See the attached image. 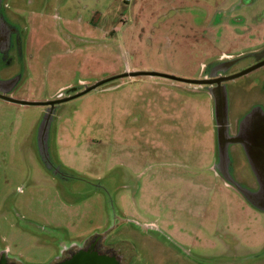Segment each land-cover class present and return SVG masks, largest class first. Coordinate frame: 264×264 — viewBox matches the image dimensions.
<instances>
[{
	"label": "rangeland",
	"instance_id": "374dc122",
	"mask_svg": "<svg viewBox=\"0 0 264 264\" xmlns=\"http://www.w3.org/2000/svg\"><path fill=\"white\" fill-rule=\"evenodd\" d=\"M5 2L34 57L14 92L28 102L131 71L196 80L221 56L264 44V0ZM259 72L227 84L232 135L254 104L264 111L251 85ZM213 110L205 88L150 76L59 104L47 120L49 154L70 176L60 180L38 157L43 107L0 100V252L51 264L101 233L121 264H264V212L214 170ZM229 152L236 181L255 190L241 147Z\"/></svg>",
	"mask_w": 264,
	"mask_h": 264
},
{
	"label": "water",
	"instance_id": "95a60500",
	"mask_svg": "<svg viewBox=\"0 0 264 264\" xmlns=\"http://www.w3.org/2000/svg\"><path fill=\"white\" fill-rule=\"evenodd\" d=\"M264 65L257 64L246 70H243L233 76L223 77L219 79H182L172 75L160 74L157 72L131 71L121 75L101 80L93 85L84 86L82 90L70 89L67 92H74L73 95L60 97L55 100L44 102H28L13 99L4 94H0V98L18 105L23 106H40L54 107L56 105L71 101L83 96L109 82L123 78H135L140 76L160 77L170 81L187 84L195 87H207L214 104V119L216 125L217 136V162L214 166L215 172L222 178L227 186L233 187L253 208L264 212V111L260 106H254L239 121L238 129L235 135L228 134V103L225 88L222 82L234 80L244 76ZM48 115L41 125L40 132L44 130V123L48 121ZM49 122V121H48ZM47 122L46 125L49 123ZM40 134V133H39ZM39 138V136H38ZM40 143V142H39ZM230 145H239L245 155L247 164L256 181L257 188L250 190L243 187L235 179L232 178L228 171L229 156L228 148ZM58 264H119L117 260L107 256H101L93 250H84L78 252L70 260Z\"/></svg>",
	"mask_w": 264,
	"mask_h": 264
},
{
	"label": "flooded vegetation",
	"instance_id": "af4514ba",
	"mask_svg": "<svg viewBox=\"0 0 264 264\" xmlns=\"http://www.w3.org/2000/svg\"><path fill=\"white\" fill-rule=\"evenodd\" d=\"M7 13H8L7 5L5 0H0V94H4L7 97L16 99L15 98L16 96H14V92L21 88L24 80L32 76V63H34L33 60L34 57L32 54V49H30L31 45H29L25 41L24 30L21 29L20 27L16 28L9 21ZM246 58H251L253 60L250 67H253L260 63H264V44L258 47L255 51L244 55H235V56L223 55L220 58H218V60H216L214 63H212L210 67L203 66V70L199 73V75L196 78L215 80L223 77L233 76L241 72V70L243 71L250 68V67H246L239 71L234 70V67H236L242 60ZM255 71H260V72L257 74V76H255L252 79L251 85L253 88L258 87L260 92L264 94V65L260 66L259 68H257L252 72ZM252 72H249L248 74ZM230 81L221 83V85L225 88L227 100L235 93L233 89L227 86L228 82ZM201 88H205V90H207V87H201ZM74 89H76V91H80L83 88H74ZM67 91H61L50 100H55L60 97L73 95L75 93V91L74 92H67ZM0 100L7 102L1 98ZM56 106L43 107L44 114L51 116ZM254 106H259V105L254 104L252 108ZM47 122L48 121L44 123L45 125L44 130L41 132L39 130L40 134L38 135L39 138L37 140V150H38L39 160L44 166V168L52 176L60 180H68L70 179L69 174L63 171L58 164H55L52 161V158L49 154L48 129L50 125L49 124L46 125ZM228 128H229V124H228ZM237 129H238V125H237ZM228 134L232 135L229 133V130H228ZM232 146L240 147L239 145H230L229 148ZM229 154L230 152L228 150V156H229L228 171L232 176V178L236 180V178L234 177L235 175H233L231 171V163L233 162L231 160V155ZM105 238L106 235L101 233L91 236L90 238L86 239L79 247H74L61 253V255L56 259H54L51 264H58L70 260L78 252L84 250H93L101 256L114 258L119 262V264H121V257L116 253L117 248L113 249V247L111 246L105 247L104 244ZM0 264H16V263H14L11 259H9V257L6 256L5 253L0 252Z\"/></svg>",
	"mask_w": 264,
	"mask_h": 264
},
{
	"label": "crops",
	"instance_id": "0c3cea01",
	"mask_svg": "<svg viewBox=\"0 0 264 264\" xmlns=\"http://www.w3.org/2000/svg\"><path fill=\"white\" fill-rule=\"evenodd\" d=\"M199 88H201V87H199ZM208 92V91H207ZM208 95H209V93H208Z\"/></svg>",
	"mask_w": 264,
	"mask_h": 264
}]
</instances>
